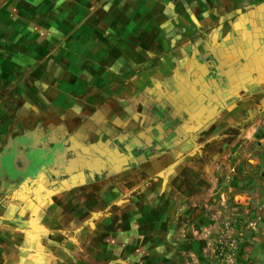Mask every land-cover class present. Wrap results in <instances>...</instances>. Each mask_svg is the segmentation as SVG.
Returning a JSON list of instances; mask_svg holds the SVG:
<instances>
[{"label":"rangeland","instance_id":"rangeland-1","mask_svg":"<svg viewBox=\"0 0 264 264\" xmlns=\"http://www.w3.org/2000/svg\"><path fill=\"white\" fill-rule=\"evenodd\" d=\"M29 1L11 0L5 15L14 13L0 19V27L18 29L17 20L26 18L32 23L25 28L34 21L45 28L53 15L59 22L51 28L68 35L41 36L33 50L25 37L23 61L18 39L5 38L0 148L17 135L56 127L72 138L76 163L61 171L72 179L56 175L51 183L1 187L0 206L9 196L10 205L26 211L38 204L65 211L67 222L48 218L43 224L60 230L73 224L79 240L89 233L88 249L100 252L104 264L121 263V252L135 249L137 240L148 243L152 255L144 264H240L249 227L237 207L246 199L227 191L223 176L240 135L215 131L224 124L206 98L218 67L226 75V62L219 63L226 54L216 51L213 34H231L264 0H50L55 7L42 17ZM258 113H252L257 123ZM218 167L223 175L216 181ZM37 189L45 197L35 195ZM33 220L26 229L37 232ZM231 226L242 234L232 236L234 248ZM2 239L0 213V253Z\"/></svg>","mask_w":264,"mask_h":264},{"label":"crops","instance_id":"crops-1","mask_svg":"<svg viewBox=\"0 0 264 264\" xmlns=\"http://www.w3.org/2000/svg\"><path fill=\"white\" fill-rule=\"evenodd\" d=\"M30 1L35 4L32 12L37 13V17H42L43 13H52L51 11L55 7L54 2L50 4V0H47L48 4L45 7L41 3L39 4V0ZM11 4H14L11 3V0H0V19L9 20V16L14 13V10L8 11L7 15L5 13ZM21 5L22 2L17 3L18 14ZM257 6L253 9L254 12L248 13L249 16L241 18L239 25H236L231 34L229 32L226 37L218 33L213 34L216 39V51L224 50L226 54V57L219 62L222 65L226 62L224 64L226 75L223 78L222 70L216 66L219 68L215 73L216 81L211 80L212 85L208 89L210 95L209 98H206L209 100V104L214 106L215 116L222 118V124L225 125L216 126L215 131L218 133L226 129V133L235 131L240 135L237 140H233L230 154L224 160L226 167L224 175L221 167H218L214 172L216 181L218 177L225 176L226 190L235 198L246 199V203L239 200L241 205L237 207L238 216L243 219V222H240L243 225L248 223L249 227L245 229V238L241 234L243 252L239 257L240 264H264V129L252 116L253 112L264 110V13L261 12L263 4ZM21 14L26 15L23 10ZM45 20L49 22L45 28L41 27L39 21L37 23L34 21L33 26L29 25L28 28H25L26 23H32L26 18L17 20L18 29L0 27V49L2 46L5 47L2 44L5 38L18 39L16 42L18 53L16 54L19 56V61L20 59L23 61L25 60L23 51L27 44L24 41L25 37L31 38L33 46L29 48L33 50L34 47L40 46L39 37L41 36L52 34L66 37L68 35L66 31V34L63 33L64 30L59 33L56 29L51 28L53 22H59L57 17L52 15L51 20L48 17ZM18 24H21L23 28ZM45 29L49 33L43 34L42 30ZM3 47L2 52L5 49ZM10 57L8 56V58ZM237 119H241L240 123H235ZM47 129L45 127L24 136L17 135L16 138L3 144L0 148V186L2 188L10 189L21 183L32 185L39 180L51 183L56 179L54 178L56 175H59L58 179H72L74 174H61V171L65 170L62 164L65 165L66 160L64 159L69 154L65 152V143L67 144V142H64L63 145L60 142L65 135L60 130L51 135ZM236 167L237 171H235ZM14 192L13 196H16L19 191ZM34 193L45 197L40 189ZM2 196L3 194L0 197ZM10 204L9 196H7L0 206L3 222L2 240H5L3 242L5 250L0 253V264H104L100 252L88 249L85 240L89 239V233L83 234L81 241L75 235L73 224L65 230L55 229L51 224H47L48 226L43 224L48 218H52V220L59 218L63 219L62 222H67V219L64 218L65 211H55L54 208L50 209L49 205L46 207L42 204L32 206L33 209L29 208L26 211L24 206H21L22 204ZM69 213L72 212L69 211ZM30 216L34 219L31 224H35L33 228L37 227V232L26 229ZM136 217L138 216H134L133 219ZM136 222L137 220L132 221L134 224L131 225L132 230L136 229ZM49 231L54 233H49ZM124 237L126 238L128 235ZM140 237L136 231V240L141 239ZM45 244L49 245L44 246ZM146 244H140L137 240L135 249L130 252L127 250L121 252L122 259L128 263L132 261L137 264L146 263L149 260L148 257L152 256L147 254ZM165 244L168 243L165 241ZM36 246L42 247V251H38ZM161 254H166L163 242ZM123 261L119 264H125Z\"/></svg>","mask_w":264,"mask_h":264},{"label":"flooded vegetation","instance_id":"flooded-vegetation-1","mask_svg":"<svg viewBox=\"0 0 264 264\" xmlns=\"http://www.w3.org/2000/svg\"><path fill=\"white\" fill-rule=\"evenodd\" d=\"M47 128V127H46ZM54 130H51V131H48V133H50L51 135L53 134V132L55 133V132H57V131H59V130H56V127H54L53 128ZM67 138V137H66ZM63 138L62 140H60V142H61V144L63 145L64 144V142H67V144L65 143V152L66 153H69V154H67V156L65 157V159L64 160H66V163H65V165H63L62 164V166H64L63 168L64 169H67V168H71L76 162H75V157H74V152H73V150H74V147H73V140H71L72 138L71 137H69V138ZM57 167V166H56ZM40 179V178H39ZM2 186H0V188H1Z\"/></svg>","mask_w":264,"mask_h":264},{"label":"built area","instance_id":"built-area-1","mask_svg":"<svg viewBox=\"0 0 264 264\" xmlns=\"http://www.w3.org/2000/svg\"><path fill=\"white\" fill-rule=\"evenodd\" d=\"M257 120H258V125L264 129V110L259 112L257 114ZM228 233L230 234L228 241L231 247H235L236 244V238H233L232 236L236 234L238 237L241 235L240 232H238L234 226L228 227L227 228Z\"/></svg>","mask_w":264,"mask_h":264}]
</instances>
